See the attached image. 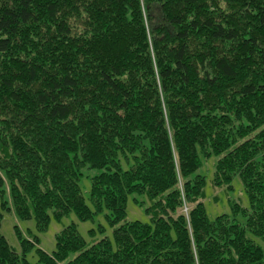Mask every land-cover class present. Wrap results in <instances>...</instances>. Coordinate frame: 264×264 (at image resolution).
Listing matches in <instances>:
<instances>
[{"label":"trees","instance_id":"obj_1","mask_svg":"<svg viewBox=\"0 0 264 264\" xmlns=\"http://www.w3.org/2000/svg\"><path fill=\"white\" fill-rule=\"evenodd\" d=\"M212 156L213 186L238 178L248 209L208 218ZM132 194L150 222L126 220ZM8 204L38 231L107 211L112 238L71 224L31 263L36 238L17 253L0 233V264H264V0H0Z\"/></svg>","mask_w":264,"mask_h":264},{"label":"rangeland","instance_id":"obj_2","mask_svg":"<svg viewBox=\"0 0 264 264\" xmlns=\"http://www.w3.org/2000/svg\"><path fill=\"white\" fill-rule=\"evenodd\" d=\"M214 164L215 157L212 156L210 159L202 161V167L198 170V174L204 176L206 181L204 186V206L208 218L213 220L221 214L230 215V203L233 201L238 203L242 208L248 209V199L238 178H235L231 183V189H228L227 187L213 186L212 176ZM98 173L99 170H89L85 168L82 170V177L79 181L82 195L91 210L92 205L89 201V177L97 175ZM6 201L9 202L8 195H6ZM149 204L148 199L144 195H130L126 204V220L142 223L150 222L149 216L145 212V209ZM8 208H10V210L0 209L2 211L0 233L17 253H20L21 249H23L20 238H24L30 242L36 238L37 246L34 248L31 247V249L26 251V258L31 263H35L37 260L36 248L42 250L46 254H52L55 250L56 235L62 229L71 224L76 225L78 233L88 245L103 236L112 238V229L105 218V216L108 215L107 211L95 214L91 220L83 222L79 221L73 213H70L68 216L63 217L60 220H56L50 215L51 217L46 229L44 231H38L33 219L21 220L15 215L13 210H11V205L8 204ZM184 211H186V209H184ZM235 218L241 222L245 220L242 215H238ZM74 256L75 254L70 255L68 260H71Z\"/></svg>","mask_w":264,"mask_h":264}]
</instances>
